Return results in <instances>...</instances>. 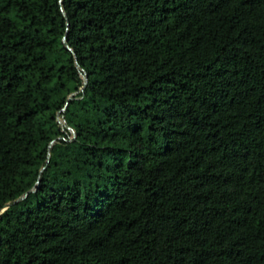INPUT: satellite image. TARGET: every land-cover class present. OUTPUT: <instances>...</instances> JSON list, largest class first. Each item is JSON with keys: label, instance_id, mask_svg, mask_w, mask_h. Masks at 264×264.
<instances>
[{"label": "trees", "instance_id": "obj_1", "mask_svg": "<svg viewBox=\"0 0 264 264\" xmlns=\"http://www.w3.org/2000/svg\"><path fill=\"white\" fill-rule=\"evenodd\" d=\"M6 204L0 264H264V0H0Z\"/></svg>", "mask_w": 264, "mask_h": 264}, {"label": "water", "instance_id": "obj_2", "mask_svg": "<svg viewBox=\"0 0 264 264\" xmlns=\"http://www.w3.org/2000/svg\"><path fill=\"white\" fill-rule=\"evenodd\" d=\"M60 3H61V2H60ZM63 42H64V44L66 45L65 39L63 40ZM86 83H87V76L84 75V77H83V88L85 87ZM83 88H82V89H83ZM82 89H81V90H82ZM72 96H73V95H72ZM72 96L69 97V100L72 99ZM59 123H60L61 126H65V121H64V120L59 119ZM68 129L70 130V128H68ZM72 133L74 134L73 131H72ZM74 136H75V135H74ZM31 191H33V190H31ZM25 196H26V195H25ZM25 196H22V197L18 198L16 201H14V203L23 200V199L25 198ZM9 206H10V204H6V205H4L3 208L0 210V213H2L4 210H6Z\"/></svg>", "mask_w": 264, "mask_h": 264}, {"label": "rangeland", "instance_id": "obj_3", "mask_svg": "<svg viewBox=\"0 0 264 264\" xmlns=\"http://www.w3.org/2000/svg\"><path fill=\"white\" fill-rule=\"evenodd\" d=\"M72 132V131H71ZM73 134V133H72Z\"/></svg>", "mask_w": 264, "mask_h": 264}]
</instances>
